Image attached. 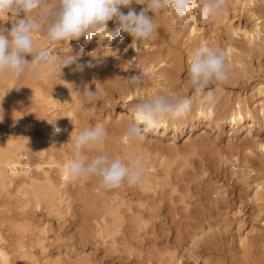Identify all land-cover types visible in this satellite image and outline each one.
<instances>
[{
    "label": "rangeland",
    "instance_id": "374dc122",
    "mask_svg": "<svg viewBox=\"0 0 264 264\" xmlns=\"http://www.w3.org/2000/svg\"><path fill=\"white\" fill-rule=\"evenodd\" d=\"M238 2L237 0H227L226 9L220 13L221 15L219 14L221 18L215 19L217 21L215 25H213L215 20H212L206 25L203 24V31L205 33H208L212 29H218V32L222 31L224 18L226 20L225 22H227V19H230L234 26L238 23L243 25L244 20L238 18ZM148 15L153 16V20L157 26V32L152 37L153 40H148L149 44L147 47L153 45L148 51L149 54L151 53L150 55L156 56L157 53L165 57V59L167 57L166 60L168 63L172 64L174 61L176 65H179L177 68L178 71L176 70L174 74L176 75L173 78L174 82L171 85L169 84L170 92L172 91L170 94L175 96H195L194 92H189L185 85L189 57L187 49L181 44L180 36L183 33H178L179 37L176 36V38L171 35V31L177 32L174 29H177L179 25L175 27L170 22L168 18L170 14L166 10L158 15H155L149 10ZM15 19L17 18L11 14L5 15L0 17V25L10 29ZM221 19H223V22ZM219 20L221 23L218 22ZM157 34H161V36L159 37ZM45 36L33 35L35 44L38 47L46 48L51 54L55 55L59 50V45L49 43L45 39ZM119 40L120 38L116 43ZM93 42H96V39ZM116 43L110 47L112 52L115 50ZM107 45V42H105L98 49L95 46L89 47V49L87 47L83 48V50L87 49V51L82 58H79L75 54L78 51V46L75 45L73 47L69 55L76 57L79 63L85 65L83 71L73 72L71 70L74 67L73 65L63 68L61 76L59 75V68H54L48 69L46 72L40 70L38 78L25 74L20 80L35 79L44 88H58L57 91L61 90L59 87L65 82L64 86L72 89L70 95L74 94L73 96L71 95L70 103L63 104V100L59 99V102H61L59 105L60 108H51L47 114L53 116L57 110L58 112H66V114L74 111L75 115H78L77 120L79 119L78 121L84 124L83 129L100 125L106 127V130L110 132L118 115L127 112L123 108L124 104L122 99L118 96L122 91V86L134 85L129 82V79L147 72L148 76L144 77V82L136 85L142 87L144 83L147 84L150 82L149 78L151 76L149 74L150 70L135 69L134 66H128L124 55L112 56L107 52ZM140 55L141 58L146 56L144 53ZM26 59L30 61L32 59L31 55H28ZM263 59L264 55L261 58L264 63ZM89 61H91L93 66H87ZM251 63L250 75H247L245 80L242 78L243 74H240V78H238L235 85H222L219 90H216L215 85H211L215 90V96L218 101H226L232 93L235 95L236 93H240L242 98L247 93L245 102L251 103L253 101L251 99L254 94L252 87L258 83H264V77L255 67L256 65L253 62ZM103 76L109 78V84L112 85L110 88L113 89H110L112 93L109 89H106L109 88V86H106V83L103 86ZM85 88H89L92 91L98 89L103 94L102 98L99 101L82 102L83 94H78L76 91L83 92ZM118 90L121 91L116 92ZM229 92H231L230 95H228ZM34 99H29V102L32 101V106L23 112V116L27 114L31 117L29 121L30 129L25 127V123H23L13 136L17 147H20L18 151V154L21 155V157L19 156L20 165L27 168L31 174L36 171L38 157L36 154L26 152L24 140L28 133L23 132V130L25 128L26 130H31V132L38 130L39 125L37 122H39L40 118L37 117V114L39 113V109L33 103L39 100L37 98ZM15 111L11 113L12 116L17 114L18 111ZM62 121L66 122L65 119ZM63 124L66 126L68 122ZM15 134H17L16 137ZM245 136L246 131L244 130L232 133L229 127L224 125L218 130L205 129L204 124L197 123L196 127L191 131L190 128H184L181 133H173L170 130L166 132H162V130H157V132L150 131L143 143L134 141L130 144L131 146L128 145L127 150L123 152L124 155L122 154L123 156H121V160L127 163L137 156L141 157L144 161V172L138 183L132 186L125 183L121 187L116 188L117 192H120L121 197L123 195L126 201L130 200L131 202L129 204L133 207H138L142 204L140 206H147L145 208L149 207L152 210L154 208L156 210L158 209L154 211L156 218L151 220V224L154 227L152 233L155 235L149 236L150 239L153 238V241L150 239L144 240V249L140 255L142 256V260H140L141 258H137L139 256L137 252H133L138 254V256L136 255L137 257L132 254L130 259L127 256L128 259H124L123 257L120 260L114 253L107 252L106 247L100 244L99 239L95 242L91 240L78 245L79 241L76 236L78 218L74 215V211L78 209V207H74L79 206L77 202L67 199L66 196L60 195L58 197L57 195L53 201L54 203L41 202L36 205L29 190L17 189L13 185L5 189L0 187V246L7 253L10 264H56L59 262L62 264H74L77 259L85 260L86 258L92 264H162L163 262L165 264V259L169 258L167 256H170L174 245V234L170 230L172 225L169 223L173 221L177 222V220L189 222L190 220L184 219L183 216L189 213V217L192 219L194 218L193 214L200 215L204 212V215H209L212 224H219L218 227H221L220 229L224 231L222 232L223 239L226 246L230 249L231 256H233L231 258L222 255L216 256V263L240 264L238 261L241 252V246L238 242L240 237L250 232L253 226L254 228L252 230L254 232L249 234L250 243L252 245L254 243L255 245L253 246L258 247L261 243L260 241H264V231H262L264 230V207L263 215L259 220L261 222L254 223L253 215H257L258 212L254 203L251 201L253 185L251 186L252 183L250 184V182L252 181L251 179L248 180L246 185L241 181L244 170L242 164L246 155L249 154L246 149H248V146H251L254 140H262L264 138V131L258 130L255 127L252 129L250 136ZM256 152L254 153L256 154ZM4 172L10 173V169L6 168ZM141 189L156 190L155 192H149ZM57 190L60 191L63 189ZM223 191L225 194L222 193ZM61 197L64 198L62 199ZM239 217L245 219L246 225L238 234L236 232V219ZM72 248L75 250L71 254L69 250ZM201 252V250H197L196 253L201 254L203 257L208 256L206 252ZM177 253L182 256L181 264H186L187 259L182 250H178ZM159 254L161 256L160 258H164V260L159 258ZM256 256L257 254L254 257ZM143 257L148 258V262ZM149 259L152 261L150 260L149 262ZM158 259L163 261L160 262ZM259 259L263 263V257L257 256L255 260L254 258L251 259L252 261L249 260V264H254V261L260 264ZM166 261L168 264H173L172 262H168L169 260Z\"/></svg>",
    "mask_w": 264,
    "mask_h": 264
},
{
    "label": "bare ground",
    "instance_id": "6f19581e",
    "mask_svg": "<svg viewBox=\"0 0 264 264\" xmlns=\"http://www.w3.org/2000/svg\"><path fill=\"white\" fill-rule=\"evenodd\" d=\"M237 1H239L238 4L236 3L239 7L238 18L244 20L243 25L238 23L234 26L230 19H227V22H225L226 20L224 18V20L221 19V21L223 20L224 22L222 21L223 30L220 32L217 31L218 29H212L208 31V33H205L202 27L203 24L198 23L195 19L186 20L182 26H178L174 14L170 10H166V12L170 14V17H168L170 22L175 27L178 26L177 29H174L177 30V32L171 31V35L176 38V36L179 37L178 33H183L182 36H180V40L181 44L187 49L188 57H190L191 53L202 44L224 50L227 54L228 62L231 64L229 80L224 85H235L238 78H240V74H243L242 78L245 80L246 76L250 75L249 72L252 67L251 62L256 65L255 67L264 77V63L261 60L264 55V0ZM137 2L138 3L134 2L131 7L139 13V11L147 7V4L145 3L146 0H137ZM54 4L55 0H51L50 7ZM128 10V8L121 9L125 14ZM38 11L39 10L33 13V15H37ZM193 16L198 17V12L194 13ZM218 18L220 19L221 17ZM216 22L215 20L213 25H215ZM218 22H220V20ZM117 26L115 21L108 22L109 30ZM209 33L211 34L208 36ZM33 35H46V33L42 30ZM157 35L159 37L161 36V34ZM119 38L120 40L116 43ZM95 39L96 42H93ZM152 40L151 38V41ZM105 42L108 44L106 47L107 52L112 56L124 55L128 66H134L135 69L150 70L149 74L151 76L149 78L150 82L147 84L144 83L142 87L124 85L125 87L122 86L121 88L122 91H116H121L118 96L122 99L124 104L123 108L127 110V112L118 115L110 132L106 130V137L102 144L93 151H85L84 153L90 157L100 152H106L113 158L122 159L121 156L124 155L123 152L127 150L128 145L131 146L130 144L133 143L124 142L123 134L127 125L135 122V105L139 101L151 98L157 94L172 95L170 94L172 92H170V85L174 82L173 78L176 76L174 74L179 65H176L174 61L172 64L168 63L166 60L167 57L165 59V57L157 53L156 56L150 55L151 53L149 54L148 51L153 45L147 47L149 41L136 43L129 34L123 32L110 44L107 40L103 41L102 38L100 40L98 37H94L91 42L87 43L85 39L81 37L79 41L73 40L69 42V44L66 41L55 42L53 44L59 45V50L55 55H60L61 57L69 55L76 45L78 46V51L75 54L79 58H82L89 47L95 46L96 49H98L100 45ZM114 43H116L115 50L112 52L110 47ZM85 47H87V49L83 50ZM141 53H144L146 56L141 58ZM41 70L46 72L48 69ZM102 78L104 81H102L104 84L103 86L107 84L106 86H109V88L106 89H109L112 93L111 90L113 89L110 88L112 85L109 84V78L105 76ZM64 83L59 87L61 90L57 91L58 88H44L35 81V79H19L18 81L8 82L5 77L0 76V187L5 189L13 185L17 189H27L36 205L41 202L52 203L57 195L58 197H60V195L66 196L67 199L73 200L79 205L74 207H78V209L74 211V215L78 218V229L76 231L77 240L79 241L78 245L91 240L95 242L99 239V242H101L100 244L106 247V251H110L111 254L114 253L120 260L123 259V257L124 259H128L127 256L130 259L132 254L137 257L138 254L133 252L139 253L137 257L139 259L142 257L140 255L144 249V240H149L150 235H155L152 233L154 227L151 224V220L156 218L154 214L156 208L152 210L148 207V209L145 208L147 206H140L142 204L138 207H133L129 204L131 201H126L123 195L121 197L117 189H104L98 177H85L75 182L70 181L66 177V165L74 155V138L79 131L83 129L84 124L80 123L81 121L79 122V119L77 120L78 115L76 116L74 111H70L66 114V112H58L57 110L53 116L47 114L51 108L59 107L61 103L59 99L63 100V104L70 103L69 101L72 95H70V93L72 89L64 86ZM252 91H254V94L251 97V99H253L251 103L245 102L247 93H245L244 98L241 97L240 93H236V95L232 93L230 98L226 99L224 102L215 99L212 105L202 106L199 101L195 99V96L192 95L194 97V103L185 115L175 120L166 119L158 127L145 131L144 138L136 142L143 143L150 131L157 132V130H162V132H166L170 130L173 133H181L184 128H190L191 131L196 127L197 123L204 124L205 129L218 130L224 125L229 127L232 133L244 130L246 131L245 137L250 136L252 129L255 127H257L258 130L264 131V83L261 82L253 86ZM230 93L231 92H229L228 95H230ZM34 98L39 100L33 104L39 109L37 117L40 118V120L37 122L39 125L38 130L31 132V130H29V121L31 117L27 114L23 116V112H25L28 107L32 106V101L29 102V99L32 100ZM15 110L18 112L16 115L12 116L11 113ZM64 119L68 122L66 126L63 124L66 122L62 121ZM23 123H25V127L29 128L28 130H26V128L23 130V132L28 133L24 140L26 152L36 154L38 157V165L33 174L29 173L27 168L20 165L19 156L21 157V155L18 154L20 147H17L13 137L16 130L20 128ZM56 127L61 129L58 134H54V129ZM104 128L106 129V127ZM16 135L17 134H15V137ZM54 144L55 146H53ZM247 148L246 150H248L247 152L249 154L246 155L245 159L243 157L244 161L242 159V167L244 170L242 172L241 181H243L245 185L248 180L251 179L252 181H249L250 184L252 183L251 186L253 185L251 201L254 203L258 212L257 215H253V221L254 223H258L261 222L259 220L263 215L264 207V138L262 140H254L251 146ZM254 152H256V154ZM6 168L10 169V173L4 172ZM147 185H149V183H147ZM57 189L63 190L58 191ZM141 190L155 192L156 189ZM222 193H224V191ZM141 197L143 196L141 195ZM152 197L154 198V196ZM61 198L63 199L64 197ZM121 207L122 209H120ZM187 207L185 208L188 209ZM188 211L190 210L188 209ZM193 215L194 218L192 219L189 217V213L183 216L184 219H189L190 221L187 220L189 222L177 220V222H171L172 224L169 223L172 225L170 230L172 234H174V245L170 256H167V258H169L165 259V264L167 263L166 260H169L168 262H172L173 264H181L182 256L177 253L178 250H182L185 254L187 259L186 264H217L216 256L233 257L231 256L229 247L226 246L223 239L222 232L224 231L220 229L221 227H218L219 224H212L209 215H204V212L200 215L196 214L198 215L197 217H195V214ZM245 225V219L242 217L236 219V232L239 234L245 228ZM251 228L253 229L254 227L252 226ZM252 229L244 236L238 237V242L241 246V252L239 254L240 259L238 260L240 264H249V260L252 258L255 260L257 256L263 257L264 260V241L261 240L258 247L253 246L255 244L253 243L252 245L249 241V234L254 232ZM150 240L153 241V238ZM73 248L69 250L71 254L75 250H73ZM197 250H201L204 253L206 252L208 256L203 257L201 254H197ZM256 254L257 256L254 257ZM158 256L159 258L161 257L160 254ZM143 258L146 259L145 257ZM151 259H149V262ZM160 259L164 260V258ZM160 259H158L160 262L163 261ZM260 259L258 260L259 262ZM140 260H142V258ZM146 260L148 262V258ZM156 262L159 263L158 261ZM263 263L260 262V264ZM0 264H10L8 255L1 246ZM56 264L62 263L59 262ZM74 264H92V262L86 258L85 260L77 259ZM254 264L259 263L254 261Z\"/></svg>",
    "mask_w": 264,
    "mask_h": 264
},
{
    "label": "clouds",
    "instance_id": "9594fccd",
    "mask_svg": "<svg viewBox=\"0 0 264 264\" xmlns=\"http://www.w3.org/2000/svg\"><path fill=\"white\" fill-rule=\"evenodd\" d=\"M51 0H0V17L11 14L15 22L10 29L0 25V76L8 82L18 81L25 74L38 78L41 69L72 67L73 72L83 71L85 65L79 63L76 57L51 54L46 48L38 47L33 34L45 31V39L49 43L73 40L81 37L85 42H91L94 37L107 40L110 44L120 34L127 33L133 41L147 42L157 26L150 10L155 15L170 10L178 23L182 26L186 20L195 19L200 24H208L219 17L227 7V0H146L147 7L139 13L131 5L137 0H55L50 7ZM122 8H128L125 14ZM37 15L33 13L37 12ZM198 12L199 16L193 14ZM22 14V18H21ZM115 21L117 27L108 29V22ZM92 53V52H91ZM31 55L32 59H26ZM88 67L93 66L91 61ZM231 64L228 62L224 50L202 44L189 57L186 88L194 92L195 99L203 105L215 102V85L219 90L228 82ZM145 72L133 76L129 82L140 85L144 82ZM82 102L99 101L102 92L85 88ZM194 103L191 95L175 96L157 94L151 98L139 101L135 105V122L129 123L124 131V142H134L144 138V132L158 127L166 119H179L185 115ZM143 126V127H142ZM56 127L54 134L60 133ZM106 137V129L96 125L79 131L73 142V158L65 168V175L70 181H78L85 177H98L101 186L106 190L129 186L138 183L144 172V161L137 156L127 163L119 158H113L106 152L87 156L85 151H93L102 144ZM55 146V144L53 145Z\"/></svg>",
    "mask_w": 264,
    "mask_h": 264
}]
</instances>
